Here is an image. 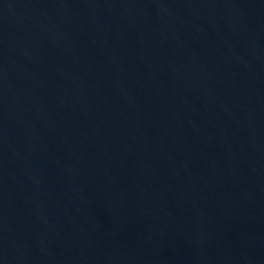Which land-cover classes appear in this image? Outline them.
<instances>
[{"label":"water","instance_id":"1","mask_svg":"<svg viewBox=\"0 0 264 264\" xmlns=\"http://www.w3.org/2000/svg\"><path fill=\"white\" fill-rule=\"evenodd\" d=\"M0 264H264V0H0Z\"/></svg>","mask_w":264,"mask_h":264}]
</instances>
